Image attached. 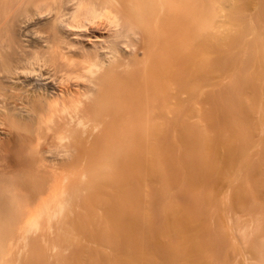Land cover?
<instances>
[{
    "label": "bare ground",
    "instance_id": "bare-ground-1",
    "mask_svg": "<svg viewBox=\"0 0 264 264\" xmlns=\"http://www.w3.org/2000/svg\"><path fill=\"white\" fill-rule=\"evenodd\" d=\"M0 264H264V0H0Z\"/></svg>",
    "mask_w": 264,
    "mask_h": 264
},
{
    "label": "rangeland",
    "instance_id": "rangeland-1",
    "mask_svg": "<svg viewBox=\"0 0 264 264\" xmlns=\"http://www.w3.org/2000/svg\"><path fill=\"white\" fill-rule=\"evenodd\" d=\"M233 48H237V46H232ZM238 47H240V46H238ZM248 47V46H247ZM250 49V48H249ZM250 50H252V49H250ZM247 66V65H246ZM246 68V67H245ZM243 69V72H242V75L240 76V78L239 79H237V78H235V79H233L232 80V83L234 84V83H237L236 84V87H237V91L236 92H240V94H239V100H237L236 102H237V104L236 103H234L235 102V99H236V97H235V95H234V97H232V95H231V98L232 99H234V100H232V102L234 103L233 104V106H234V109L236 108L238 111H239V114H240V119H237L239 122H240V124L238 125L239 126V128L241 129V130H236L235 129V131L234 132H236V133H239L240 134V132H244L246 135H247V137H248V142L249 143H251L252 141L250 140L251 139V137H252V133H253V131L252 130H254L255 132H254V134L259 130V122L258 123H256L257 121L256 120H253L252 121V118L250 117L249 119H248V117L249 116H251L249 113L252 111V112H259L260 111V108H259V82H258V77L257 76H255V78L253 79L252 78V80L251 79H249V80H247L248 78V76H247V70L246 69ZM246 70V71H245ZM240 80V81H239ZM242 82H244V83H246L247 82V84H244V83H242ZM242 84H243V87L240 89V86H242ZM250 86H249V85ZM245 85V86H244ZM250 87V88H249ZM239 88V89H238ZM252 88V89H251ZM244 90V91H242L244 94H241L242 92H241V90ZM246 89H247V93L245 92L246 91ZM251 89V90H250ZM233 90H236V88L234 87V89ZM248 90H249V92H251L252 90L253 91H255V93L256 94H254V97H252L251 95H249V93H248ZM252 91V92H253ZM244 96V95H246L245 96V102H240L241 101V97L242 96ZM252 97V98H248V97ZM247 99H249V100H247ZM250 99H251V101H250ZM242 100H243V97H242ZM247 100V101H246ZM254 100V101H253ZM252 102V103H250V105L251 106H248L249 104H248V102ZM243 104V105H242ZM255 104V105H254ZM244 105H246V106H244ZM243 106V107H242ZM246 109H245V108ZM248 108H251V110L250 109H248ZM252 108H255L256 110H252ZM245 110V111H244ZM249 110V111H248ZM247 111H248V113H247ZM247 113V114H246ZM244 114V115H243ZM249 114V115H248ZM251 114H253V113H251ZM255 114H257V113H255ZM254 116V117H253ZM253 119H255V115L253 114ZM242 118V119H241ZM228 119V117L226 118V120ZM229 119H230V117H229ZM243 119H244V121H243ZM246 119V120H245ZM257 119V118H256ZM236 119L235 118H233V121H235ZM247 120L249 121V123H247ZM250 120L252 121V122H250ZM254 123V124H253ZM256 123V124H255ZM253 124V126H251ZM258 127V129H257V127ZM251 127H253V128H251ZM257 135H258V132H257ZM254 136V135H253ZM255 137V136H254ZM255 139V138H254ZM253 140V139H252Z\"/></svg>",
    "mask_w": 264,
    "mask_h": 264
}]
</instances>
